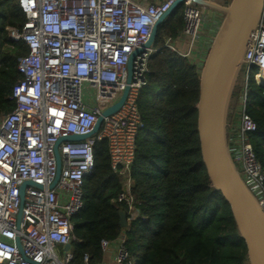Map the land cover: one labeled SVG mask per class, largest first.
I'll return each instance as SVG.
<instances>
[{
	"label": "built area",
	"instance_id": "2783aa9c",
	"mask_svg": "<svg viewBox=\"0 0 264 264\" xmlns=\"http://www.w3.org/2000/svg\"><path fill=\"white\" fill-rule=\"evenodd\" d=\"M17 1L25 21L21 28L9 27L8 38L13 43L23 40L29 51L18 59L22 77L10 97L15 107L0 117V264H89L87 254L75 262L73 217L83 206L84 179L94 169L97 141L107 142L112 170L122 180L114 201L125 207L128 226L140 216L131 177L143 128L137 98L157 49L136 57L125 103L105 117L96 134L59 143L61 171L52 186L57 176L55 147L61 138L91 133L98 116L120 98L131 54L145 45L158 18L176 0ZM182 4V42L187 47L178 48L171 38L165 45L195 62L205 18L195 0ZM243 68L245 82L229 149L264 208V173L247 138L256 123L245 109L252 70L264 87V20L251 34ZM26 181L38 186L27 185L21 196ZM125 241V232L114 241L103 239L102 251L107 253L114 244L115 264H135Z\"/></svg>",
	"mask_w": 264,
	"mask_h": 264
},
{
	"label": "trees",
	"instance_id": "16d2710c",
	"mask_svg": "<svg viewBox=\"0 0 264 264\" xmlns=\"http://www.w3.org/2000/svg\"><path fill=\"white\" fill-rule=\"evenodd\" d=\"M24 21L17 0H0V117L15 107L10 97L22 77L18 59L29 51L23 40H9L8 28H21ZM183 28L181 3L158 27L157 50L138 93L143 128L131 177L140 216L127 230L120 226L119 212L125 207L114 200L123 189L122 180L112 170L107 142L97 141L94 169L84 179L83 206L73 217L76 263L87 254L89 264H100L101 240L114 241L125 232L135 264H248L230 207L211 186L201 156L196 109L200 67L165 45L167 38L181 39ZM255 73L245 109L256 130L247 138L264 173V87L255 81ZM237 95L234 90L233 97Z\"/></svg>",
	"mask_w": 264,
	"mask_h": 264
},
{
	"label": "water",
	"instance_id": "95a60500",
	"mask_svg": "<svg viewBox=\"0 0 264 264\" xmlns=\"http://www.w3.org/2000/svg\"><path fill=\"white\" fill-rule=\"evenodd\" d=\"M182 1L176 0L158 18L145 45L131 54L127 64L126 86L120 98L98 116L92 132L86 135H70L57 142L55 147L57 176L52 186L55 185L61 171L59 143L81 141L96 134L105 117L116 113L123 106L133 81L136 57L153 47L160 23ZM195 2L216 8L223 13L221 23L200 67L199 99L196 109L202 160L211 186L222 194L230 207L239 235L246 245L248 264H264V208L234 161L227 137L231 100L243 69L244 55L251 34L264 20V0H231L226 6L209 0ZM27 185L38 186L32 181L24 182L20 187L21 196ZM119 217L120 226L127 228L125 210H120ZM17 244L19 245L18 240Z\"/></svg>",
	"mask_w": 264,
	"mask_h": 264
},
{
	"label": "crops",
	"instance_id": "0c3cea01",
	"mask_svg": "<svg viewBox=\"0 0 264 264\" xmlns=\"http://www.w3.org/2000/svg\"><path fill=\"white\" fill-rule=\"evenodd\" d=\"M141 3H147V2H161L163 0H138ZM211 2H214L220 6H226L231 0H209ZM197 3V2H196ZM197 5L202 9V14L205 18V24L204 28L202 30V35L200 37L199 43L196 47L195 51V63L200 67L204 61V58L206 56V53L209 49V46L212 42V37L214 33L217 30V27L220 25L223 13L213 7L210 6H203L197 3ZM176 44L179 46H185L184 42H182V38L176 40ZM185 48V47H184ZM115 251L116 247L113 244L110 246V249L107 253L104 254L103 260L100 264H115Z\"/></svg>",
	"mask_w": 264,
	"mask_h": 264
},
{
	"label": "rangeland",
	"instance_id": "374dc122",
	"mask_svg": "<svg viewBox=\"0 0 264 264\" xmlns=\"http://www.w3.org/2000/svg\"><path fill=\"white\" fill-rule=\"evenodd\" d=\"M178 48L181 47V45L179 46L177 44ZM187 47L186 45L185 46H182V49H185ZM181 49V48H180ZM244 82H245V69L241 71L240 75H239V78L237 80V84H236V90L238 92V95L235 96V97H232V100H231V105H230V109H229V115H228V129H227V137H228V144H231V141H232V130H231V126H233V121L236 119V122L238 121V118H237V112H239V103H240V97H241V87L243 88V85H244ZM240 92V93H239ZM237 166L240 167V164L239 162H236ZM240 169V168H239Z\"/></svg>",
	"mask_w": 264,
	"mask_h": 264
}]
</instances>
